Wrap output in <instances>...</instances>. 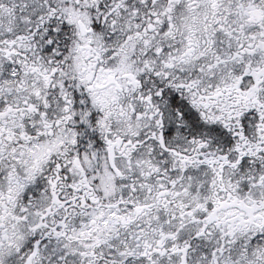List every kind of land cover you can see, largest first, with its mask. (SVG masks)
<instances>
[{
    "label": "snow or ice",
    "instance_id": "1",
    "mask_svg": "<svg viewBox=\"0 0 264 264\" xmlns=\"http://www.w3.org/2000/svg\"><path fill=\"white\" fill-rule=\"evenodd\" d=\"M0 264H264V0H0Z\"/></svg>",
    "mask_w": 264,
    "mask_h": 264
}]
</instances>
